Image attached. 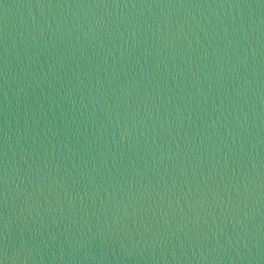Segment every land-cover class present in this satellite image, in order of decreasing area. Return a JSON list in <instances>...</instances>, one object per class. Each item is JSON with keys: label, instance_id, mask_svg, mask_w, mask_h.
<instances>
[{"label": "water", "instance_id": "water-1", "mask_svg": "<svg viewBox=\"0 0 264 264\" xmlns=\"http://www.w3.org/2000/svg\"><path fill=\"white\" fill-rule=\"evenodd\" d=\"M0 264H264V0H0Z\"/></svg>", "mask_w": 264, "mask_h": 264}]
</instances>
